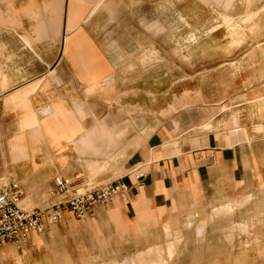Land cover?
Instances as JSON below:
<instances>
[{
    "label": "crops",
    "instance_id": "crops-1",
    "mask_svg": "<svg viewBox=\"0 0 264 264\" xmlns=\"http://www.w3.org/2000/svg\"><path fill=\"white\" fill-rule=\"evenodd\" d=\"M117 9L0 0V183L23 209L63 201L47 194L55 177L130 188L80 220L62 207L43 233L2 244L0 264H264V104L236 127L179 110L149 131L150 92L112 56Z\"/></svg>",
    "mask_w": 264,
    "mask_h": 264
},
{
    "label": "rangeland",
    "instance_id": "rangeland-1",
    "mask_svg": "<svg viewBox=\"0 0 264 264\" xmlns=\"http://www.w3.org/2000/svg\"><path fill=\"white\" fill-rule=\"evenodd\" d=\"M263 5L264 0H118L117 29L109 33L117 42L112 56L128 85L150 92L149 131L179 110L191 120L229 119L234 127L244 111L260 117L264 11L256 12ZM246 13L255 15L244 21Z\"/></svg>",
    "mask_w": 264,
    "mask_h": 264
},
{
    "label": "built area",
    "instance_id": "built-area-1",
    "mask_svg": "<svg viewBox=\"0 0 264 264\" xmlns=\"http://www.w3.org/2000/svg\"><path fill=\"white\" fill-rule=\"evenodd\" d=\"M70 184L60 177L53 179V187L47 189L51 197L66 195L63 201L39 209H23L19 205L21 190L14 183H0V247L23 245L31 233L41 234L46 226L56 224L62 217V207L76 219H83L94 205L106 206L114 197L125 200L129 186L111 183L103 187H88L71 191Z\"/></svg>",
    "mask_w": 264,
    "mask_h": 264
}]
</instances>
